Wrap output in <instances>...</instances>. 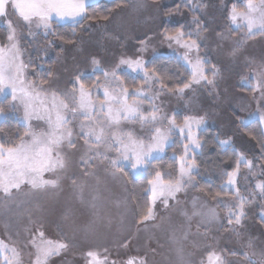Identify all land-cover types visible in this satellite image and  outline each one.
Masks as SVG:
<instances>
[{
  "label": "rangeland",
  "instance_id": "374dc122",
  "mask_svg": "<svg viewBox=\"0 0 264 264\" xmlns=\"http://www.w3.org/2000/svg\"><path fill=\"white\" fill-rule=\"evenodd\" d=\"M129 2L128 7L117 12L110 20L87 24L78 41L71 45L51 39V30L46 35L43 28L37 29L35 25H32L30 32L24 23H13L17 27L21 59L29 65L35 59L41 67L43 60L55 58L54 75L44 87L58 92L70 90L81 73L84 74L83 79L95 74L93 59L99 62L100 68L109 72L115 70L119 76L127 72L145 78L143 72H133L127 65H121V59H141L147 69L148 63L159 55L176 56L191 71L184 60L187 50L165 39L166 35L175 34L163 30L164 24H184L188 29L183 32L191 33L188 39L185 33L184 41L190 44L195 40L199 45L198 50L193 49L188 53L189 57L194 59L198 55L206 61L204 67L209 79H213V66L218 70V75L214 78V85L206 81L192 83L181 93L161 88L153 73L148 71L152 79L147 80L141 88L151 102L144 100L142 107L148 111L155 106L159 110L158 116L168 117V120L158 124L167 134V139L163 150L153 153L154 159L164 154L171 144L173 133L187 136V129L184 133L180 132L181 128H185L186 118L203 117L199 127L192 124L194 140L199 144L198 132L213 128L220 142L227 141V144H222L233 148L239 159L243 156L251 161L252 168L240 161L239 169L235 170V184L225 185L231 194L214 200L194 191L193 177L188 187L177 193L176 199L170 198L168 207H165L162 198L153 204L151 185L154 217L138 224L122 171L128 169L133 177H139L145 174L146 169L133 171L127 161H123L122 171L112 169L109 160L91 159L84 164V141L74 135L76 147L63 149L67 168L60 176L57 189L34 192L25 184L21 191L13 190L11 199L0 193V240L17 249L19 264H35V248L31 240L38 237L39 232L44 233L45 239L67 245L59 255L51 256L47 264H88L89 251L99 253L102 258L107 256L108 264H126L132 258L135 264L141 260L144 264H179L176 255L178 247L183 248L186 264H207L209 252L219 255L223 264H249L250 261L258 264L264 256V206L256 185L264 183V172L257 161L256 149L242 133V127L258 120L264 129V121L261 120L264 117V88L256 87L257 74L264 70V33L249 36L243 21L239 19L237 23L241 27L237 28L230 19L233 6L228 0ZM175 3L180 6L166 13L165 9ZM253 3L258 9L261 8V0H253ZM246 5L243 11L247 10ZM7 19L13 21L11 15L8 18L0 17V25L8 30ZM60 46L62 50L58 53ZM32 74L29 67L27 78L33 80ZM99 95L102 98V90ZM3 99L0 97V101ZM15 114L20 122L23 121L22 106L17 107ZM178 114L184 116L182 122ZM171 120L175 121V126L169 123ZM30 124L37 130L46 127L37 120L30 121ZM123 127L146 143L154 132L139 123L124 122ZM78 132L77 126L74 133ZM199 149L190 142L184 153L185 162L194 163L193 154ZM108 156L115 159L117 153L109 152ZM45 178H53V174L45 173ZM237 190L246 201L239 225L234 221L228 223L229 210H239L233 207L239 204ZM193 201L203 205L204 211L215 210L217 218L208 223L199 216H193ZM174 235L179 238V243L173 239ZM0 255L3 259L4 253L0 252Z\"/></svg>",
  "mask_w": 264,
  "mask_h": 264
},
{
  "label": "snow or ice",
  "instance_id": "6c2138e0",
  "mask_svg": "<svg viewBox=\"0 0 264 264\" xmlns=\"http://www.w3.org/2000/svg\"><path fill=\"white\" fill-rule=\"evenodd\" d=\"M88 6L89 0H0V17L8 18L10 14L18 16L28 26L30 32L32 25H35L37 29L43 28L47 35L54 23L70 22L74 27L82 23L84 19H88ZM246 9V11H238L233 5L230 16L233 24L239 28L241 25L237 23L238 19L243 21V26L246 27L249 36H254L257 32L264 33V10H262L264 0H261L260 9L254 6L253 0H247ZM256 13L259 14L256 15ZM196 23L198 24L199 21ZM7 27V43L0 45V97L4 99L11 97L12 111L17 110L18 106L23 107L24 119L21 124L25 130L23 135L18 137L19 143H0V193H3L5 198L11 199L13 190L19 192L25 184L29 186L30 191L34 192L57 189L60 176L67 168L63 149L76 147L74 135H78L84 141L85 154L82 158L84 164H88L91 159L109 160L112 169L122 171L123 161H127L133 171L146 169V166L155 158L153 153L163 150L167 134L158 124L168 120L166 116H158L159 110L155 106L148 111L143 109L144 100L151 102L146 91L143 88L130 91L127 86H123V81L115 70L109 72L100 68L96 59L92 60L93 72L103 75V83H100V76L97 75L96 82L88 85L83 79L84 74L81 73L75 78V83L70 90L58 92L46 88L44 85L47 80L37 82L27 78V69L30 65L21 59L17 27L11 19H7ZM184 35L183 31H178L175 35L165 36L169 42H175L187 50L184 60L190 65L191 81L185 83L178 91L183 93L184 89L189 88L192 83L199 84L201 81L214 85L218 70H215L213 66V79H209L204 67L206 61L198 55L194 59L188 55L193 49L198 50L199 45L195 40H192L190 44L185 42ZM188 35L191 36V33ZM119 63L127 65L133 72H143L146 81L152 79L141 59L124 58ZM48 75L51 76V73ZM257 75L259 79L256 87L264 88V70ZM156 82L161 83V88L164 87L158 79ZM94 90L96 95H94ZM101 90L102 98L99 95ZM6 118L4 109L0 108V120ZM32 120L42 121L46 127L37 130L31 126L30 121ZM261 120L264 121V117H261ZM124 122L139 123L153 129L150 141L146 143L144 139L134 135L131 130H126L123 127ZM169 123L175 126L174 120ZM193 123L199 127L203 123V117L186 118L185 128H181L180 132L184 133L187 129V139L194 145V148H198L200 145L193 138ZM243 123L247 124L246 121ZM77 126L78 134L74 133V128ZM221 143L227 144L228 142L222 141ZM185 147L187 150V146ZM109 152L117 153V158L110 159ZM180 159L177 178H166L157 172L155 178L148 181L152 185L153 204L157 199L162 198V203L168 207L169 199H176L177 193L184 191L191 183L195 164L186 163L185 157ZM240 161H243L249 169L252 168V162L240 156L237 170ZM45 173H52L53 178H45ZM236 174L237 171L227 174V185L235 184ZM72 183L75 184V180ZM256 188L264 196V183H258ZM217 195L219 196L220 193ZM236 196L239 204L233 207H238L239 210L236 212L229 210L228 223L232 224L234 221L239 225L244 215L243 205L246 201L245 197L239 195L238 190ZM93 207H95L94 204ZM192 215L199 216L203 222L208 223L217 218L215 210L204 211L203 205H198L195 201H193ZM153 217V208L148 207L146 214L139 222L143 223ZM173 239L179 243V238L175 235ZM31 243L35 248V264H47L51 256L59 255L61 250L67 247L60 241L45 239L43 232H39L38 237L33 238ZM0 252L4 253V264H19L17 249L9 247L3 240H0ZM176 255L179 264H186L182 247L176 249ZM244 255L247 256L246 253ZM87 257H89L88 264H108V257L102 258L97 252L89 251ZM126 264H135L134 258L129 259ZM139 264H144V262L141 260ZM207 264H223V261L215 252H209ZM249 264H257V262L250 261ZM258 264H264V256Z\"/></svg>",
  "mask_w": 264,
  "mask_h": 264
},
{
  "label": "trees",
  "instance_id": "16d2710c",
  "mask_svg": "<svg viewBox=\"0 0 264 264\" xmlns=\"http://www.w3.org/2000/svg\"><path fill=\"white\" fill-rule=\"evenodd\" d=\"M158 1V0H150ZM222 2L223 0H217ZM231 6L235 5L238 10H243L247 0H228ZM129 0H101L88 6V19H84L82 23L75 25L71 23L53 24L50 32L51 39H56L63 45H71L78 41L84 27L89 23L105 22L110 20L117 12L128 7ZM180 6L175 3L165 9L166 13L170 10H176ZM193 14V13H192ZM196 14V13H195ZM199 14L197 13L196 16ZM107 17V19H104ZM184 24H164L163 30L168 34H176L178 31H187ZM186 33V32H185ZM8 30L5 26L0 25V45L7 43L6 36ZM186 33L185 38H189ZM62 50L60 46L57 48L59 53ZM40 64L31 60L30 68L33 71L32 79L37 82L47 80L48 84L54 75L56 59L50 57L43 60ZM147 70L155 73L156 79L163 83L164 89L169 92H176L183 87L185 83L191 81V71L184 62L176 56L159 55L154 57L147 65ZM51 73V76L48 74ZM100 76V83L104 81L101 73L96 72L91 76L84 78L88 85L96 82V76ZM123 85L127 86L130 91L140 89L146 84V79L141 75L133 76L124 72L120 75ZM161 86V83H158ZM11 99H3L0 102V108L4 109L6 119L0 122V143L11 144L19 143L18 137L23 135L24 127L16 117L15 111L11 110ZM177 117L182 122L184 116L178 114ZM242 133L250 140L257 154V161L262 166L264 172V129L262 124L256 120L242 127ZM199 151L193 154V162L195 163V171L193 177L195 179V192L204 196L209 200L218 197L228 196L231 193L225 188L227 174L237 169L239 161L238 153L231 147H225L219 140L217 131L213 128H205L198 132ZM190 141L187 136L177 133L172 134L171 144L165 149L164 154L154 159L147 165L145 174L139 177H133L130 170H123L122 173L127 181L132 204L134 207L136 221L139 224L140 219L146 214L147 208L152 206L151 202V185L149 180L155 178V174L160 172L163 177L177 178L179 176L180 158L184 157L186 151L185 146H189ZM240 166V164H239ZM264 179V173H263ZM217 193H220L218 196ZM261 203L264 206V196L261 197ZM263 223V222H261ZM0 264H3L0 255Z\"/></svg>",
  "mask_w": 264,
  "mask_h": 264
},
{
  "label": "crops",
  "instance_id": "0c3cea01",
  "mask_svg": "<svg viewBox=\"0 0 264 264\" xmlns=\"http://www.w3.org/2000/svg\"><path fill=\"white\" fill-rule=\"evenodd\" d=\"M95 1H101V0H95ZM92 3H95V2H91V1H89V5L90 4H92ZM9 12L11 13V9H9ZM11 15V14H10ZM11 18L13 19V23L15 24H23V22L18 18V16H15V15H11ZM64 23H70V22H62V23H60V24H64ZM15 24V25H16ZM127 182V181H126ZM128 185V184H127ZM129 189V188H128ZM194 191H195V189H194ZM129 198H130V202H131V205H132V207H133V204H132V200H131V196H130V191H129ZM133 212H134V207H133ZM134 218H135V222L137 223V221H136V217H135V212H134Z\"/></svg>",
  "mask_w": 264,
  "mask_h": 264
}]
</instances>
